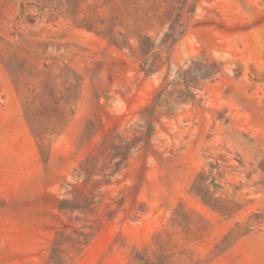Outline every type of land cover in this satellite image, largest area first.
Listing matches in <instances>:
<instances>
[{"label": "rangeland", "instance_id": "1", "mask_svg": "<svg viewBox=\"0 0 264 264\" xmlns=\"http://www.w3.org/2000/svg\"><path fill=\"white\" fill-rule=\"evenodd\" d=\"M202 53L221 74L144 112ZM201 170L233 216L193 193ZM79 232L80 252L59 235ZM166 234L173 264H264V0H0V264H54L57 242L65 264H131Z\"/></svg>", "mask_w": 264, "mask_h": 264}, {"label": "trees", "instance_id": "2", "mask_svg": "<svg viewBox=\"0 0 264 264\" xmlns=\"http://www.w3.org/2000/svg\"><path fill=\"white\" fill-rule=\"evenodd\" d=\"M179 30V24L172 23L169 27V32L165 35L166 39L174 38L176 34H179ZM149 47L150 44H148L147 50ZM145 49L146 43H142L141 50L144 51ZM221 72V63L213 58H210L204 53L190 59L187 67L183 70H178L176 78L171 83H169L172 85V89H157L153 102L145 107L144 112L151 116L155 111L156 105H164L166 107V113L172 112L174 110V103L186 101L187 99H194V93H188V87H192L193 89L202 88V85L205 81L215 80L217 76L221 74ZM180 83L184 84L185 87L183 89H177V86ZM171 98L173 102H170ZM211 167L213 166L211 165ZM220 187L221 186L215 182V177L212 175L211 171L206 173L204 170H201L197 173L192 183L191 189L193 193L200 199V201L211 210L217 212L221 216L231 217L241 209L242 205L217 195L216 193ZM64 203V201H61L60 206L64 205ZM195 214L197 216L196 219L200 222V229L203 231L207 230V225H209L208 222H206L198 213ZM173 220L178 225L188 224L190 221V215L183 211V208L180 206L175 210ZM239 226L240 224L236 222L234 227H232L223 236L221 241L214 246L215 255H218L227 249L231 244L234 243L236 239L239 238V236H243L249 232V230L246 229L245 232H242L238 237H236L238 235L236 229ZM186 233H188V231H186ZM59 235L61 238H63L65 243L70 244L72 247L77 246L78 252H80L82 248L88 243L90 237V234L82 232L77 233L79 237L77 240L74 238L72 239L69 236H64L61 233ZM170 235L166 234L164 237L156 235L154 244L157 246V250L152 252L150 255L147 254L146 250H134V254L131 258V264H173L176 253L174 247L176 244L172 243V238ZM57 245L58 242L52 247L51 259L54 264H65V260L61 256V253H64V251L57 247ZM189 262V264H201L200 259L194 260L192 258L189 259Z\"/></svg>", "mask_w": 264, "mask_h": 264}]
</instances>
